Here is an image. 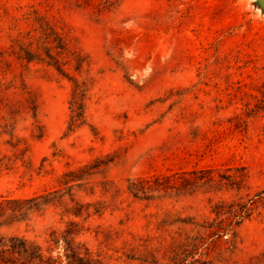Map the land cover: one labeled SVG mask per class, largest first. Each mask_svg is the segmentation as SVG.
<instances>
[{
    "label": "rangeland",
    "instance_id": "1",
    "mask_svg": "<svg viewBox=\"0 0 264 264\" xmlns=\"http://www.w3.org/2000/svg\"><path fill=\"white\" fill-rule=\"evenodd\" d=\"M50 28L89 63L81 75L64 65L92 79L87 124L70 134L71 83L17 56L23 46L40 53ZM96 159L99 173L73 192L100 214L52 207L0 232L47 250L51 230L73 219L76 240L104 264H167L172 241L193 234L172 221L211 220L217 202L263 189L264 0H0V196L55 189L66 170ZM191 170L223 180L181 186ZM171 174L175 188L141 199L127 191L129 180ZM209 259L264 264V208L239 226L234 249Z\"/></svg>",
    "mask_w": 264,
    "mask_h": 264
},
{
    "label": "trees",
    "instance_id": "2",
    "mask_svg": "<svg viewBox=\"0 0 264 264\" xmlns=\"http://www.w3.org/2000/svg\"><path fill=\"white\" fill-rule=\"evenodd\" d=\"M47 30L49 31L43 29L42 32L40 53H34L23 46L17 52V56L27 63H42L51 67L71 83L70 115L66 128V133L70 134L87 124L86 108L92 79L70 76L64 65L67 62L72 63L73 70L81 75L88 72L86 67L89 63L87 57L80 50L72 48L61 35L51 28ZM29 109L36 120L35 101H31ZM102 164L101 160L96 159L70 168L59 177L57 188L44 190L31 197L0 196V230L15 224L29 223L35 215H43L52 207L62 209L63 215H71L74 218L89 217L91 213L100 214L96 209L94 212L90 211L91 204L79 202L75 198L73 188L81 187L87 179L99 173ZM180 175L183 176L181 186L201 184L210 187L223 180L222 177L217 180L211 170L183 171ZM175 176L176 174L153 175L138 178L136 181L129 180L127 191L138 199L146 196L148 192L167 191L175 188L177 183L174 180ZM239 181L231 182V185L238 186ZM149 183L155 186L152 187ZM259 208H264V188L248 196L244 201L217 202L211 208L214 215L211 220L198 222L190 217L175 219L172 224L192 226L193 234H186L184 238L172 241L167 264H212V260L209 259L211 252L234 249L237 229ZM166 215L171 216L168 212ZM167 222L164 220L163 224ZM78 225L77 221L71 219L62 231L51 230L47 250L23 236L0 232V264H61L62 259L66 264H104L99 255L94 256L85 244L76 240L80 234Z\"/></svg>",
    "mask_w": 264,
    "mask_h": 264
}]
</instances>
